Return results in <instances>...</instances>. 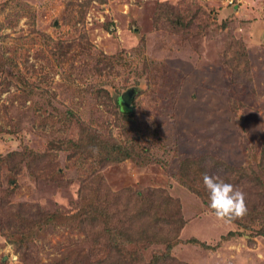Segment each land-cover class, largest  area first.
Listing matches in <instances>:
<instances>
[{
    "label": "rangeland",
    "instance_id": "374dc122",
    "mask_svg": "<svg viewBox=\"0 0 264 264\" xmlns=\"http://www.w3.org/2000/svg\"><path fill=\"white\" fill-rule=\"evenodd\" d=\"M262 15L263 0H0V264H136L103 223L67 219L97 197L132 210L156 187L186 222L169 264H264V237L220 241L224 222L175 180L202 156L264 178ZM82 137L134 157L83 158ZM163 250L140 245L138 264Z\"/></svg>",
    "mask_w": 264,
    "mask_h": 264
},
{
    "label": "trees",
    "instance_id": "16d2710c",
    "mask_svg": "<svg viewBox=\"0 0 264 264\" xmlns=\"http://www.w3.org/2000/svg\"><path fill=\"white\" fill-rule=\"evenodd\" d=\"M262 22L264 25V0ZM246 60H248V56H246ZM120 109L124 113L129 110L122 106ZM58 146L65 148L63 142H59ZM76 146L80 154L81 150L86 151L82 155L83 158L89 155L95 156L97 159L101 158L106 164L121 163L125 160H132L134 157L131 148H126L113 139L98 141L94 137H90L89 139L82 137ZM211 161L212 163H208L207 158L204 156L184 160L180 165L179 172L175 176L176 182L191 194L196 195L203 206L211 213L212 210L209 208V193L203 184L204 173L217 174L223 181L233 184L240 190L242 188L245 197L250 195L251 191L244 189L242 187L243 183L251 184V188H255V192L258 190V187L259 189H264V178L257 174L260 173L259 170L257 171L249 167H232L214 158H211ZM188 170L191 175L188 174ZM166 191L164 187H161V191L156 187L155 190L146 189L139 192L134 199L135 203L132 206V210H128L129 206H121L118 199H115L113 202L104 201V199L97 197L96 201L92 202L84 213L80 211L77 215L71 216L70 219L68 218L67 221L78 222L82 219V215L86 216L87 214L90 225L95 226L97 223L102 226L101 223L104 224L102 230L105 233L104 236L110 240L109 246H113L114 249L119 250L121 256L130 251L129 260L133 258V263L137 262L136 264H138L141 263L142 258L135 250L140 245L143 246V249L147 246L152 248L154 246H162L164 248L163 254L153 255L147 264H169L171 261L174 262L171 252L179 244L178 236L185 228L186 222L183 217L182 205L179 206L177 202L172 200L167 195V193L171 195L168 189ZM247 208V215L242 219H237L230 224H221L222 229L227 230L221 236L220 241H228L234 235L237 237L240 235L241 230H245L254 236L264 237V208L256 204H247ZM48 218L50 217L48 216ZM216 226H219V224L213 223L209 227L210 235L215 231ZM4 231L0 227V234L7 237V233L5 234ZM28 240L29 230L22 231L20 235L18 234L16 241L11 242L15 245V250H18L25 246ZM184 242L206 247V245L199 242L196 238H190ZM119 246L122 248H119ZM127 246L135 250H129Z\"/></svg>",
    "mask_w": 264,
    "mask_h": 264
},
{
    "label": "clouds",
    "instance_id": "9594fccd",
    "mask_svg": "<svg viewBox=\"0 0 264 264\" xmlns=\"http://www.w3.org/2000/svg\"><path fill=\"white\" fill-rule=\"evenodd\" d=\"M203 184L209 193V208L218 220L230 224L247 215L245 193L239 188L217 174L204 173Z\"/></svg>",
    "mask_w": 264,
    "mask_h": 264
},
{
    "label": "water",
    "instance_id": "95a60500",
    "mask_svg": "<svg viewBox=\"0 0 264 264\" xmlns=\"http://www.w3.org/2000/svg\"><path fill=\"white\" fill-rule=\"evenodd\" d=\"M127 99H128V93L126 95H124Z\"/></svg>",
    "mask_w": 264,
    "mask_h": 264
}]
</instances>
